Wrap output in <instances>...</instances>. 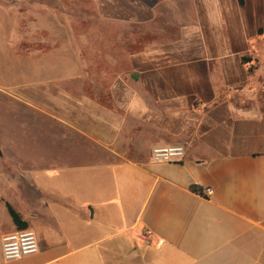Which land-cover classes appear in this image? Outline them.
Segmentation results:
<instances>
[{"label": "crops", "instance_id": "obj_1", "mask_svg": "<svg viewBox=\"0 0 264 264\" xmlns=\"http://www.w3.org/2000/svg\"><path fill=\"white\" fill-rule=\"evenodd\" d=\"M243 1L264 15V0ZM13 21L1 6L0 108L58 123L65 149L95 159L28 162L0 143V264H264V18L246 39L252 62L221 64L224 89L210 79L206 98L148 90L119 98L120 110L24 79ZM182 144V161H152L154 147ZM8 203L40 245L9 262L2 238L20 230Z\"/></svg>", "mask_w": 264, "mask_h": 264}, {"label": "rangeland", "instance_id": "obj_2", "mask_svg": "<svg viewBox=\"0 0 264 264\" xmlns=\"http://www.w3.org/2000/svg\"><path fill=\"white\" fill-rule=\"evenodd\" d=\"M1 6L15 18L13 59L32 68L22 71L24 79L50 77L56 94L85 95L116 109L119 98L148 90L206 98L210 79L224 89L221 64L250 58L245 49L264 18L238 0H0ZM244 13L250 21L242 26ZM0 121L6 125L0 143L14 158L95 159L88 150L65 149L58 123L1 108Z\"/></svg>", "mask_w": 264, "mask_h": 264}, {"label": "built area", "instance_id": "obj_3", "mask_svg": "<svg viewBox=\"0 0 264 264\" xmlns=\"http://www.w3.org/2000/svg\"><path fill=\"white\" fill-rule=\"evenodd\" d=\"M186 156V149L183 145L156 146L152 150L151 159L157 164L175 163L182 161ZM211 192L205 191V195ZM151 232L144 233L148 238ZM40 245L36 232L32 229L15 231L3 236L2 253L5 261L22 260L39 252Z\"/></svg>", "mask_w": 264, "mask_h": 264}, {"label": "trees", "instance_id": "obj_4", "mask_svg": "<svg viewBox=\"0 0 264 264\" xmlns=\"http://www.w3.org/2000/svg\"><path fill=\"white\" fill-rule=\"evenodd\" d=\"M240 4L243 5L244 1L243 0H239ZM243 63H250L252 62L251 58H247V57H243L242 59ZM194 191L198 192V193H202L201 190L197 189V188H193ZM8 210L10 212V215L12 216V219L17 227L18 230H26L29 228V224L24 221L21 217V215L8 203L7 204Z\"/></svg>", "mask_w": 264, "mask_h": 264}]
</instances>
